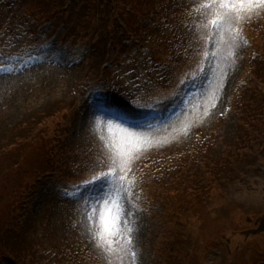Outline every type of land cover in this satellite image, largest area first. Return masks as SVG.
<instances>
[{
  "label": "rangeland",
  "instance_id": "1",
  "mask_svg": "<svg viewBox=\"0 0 264 264\" xmlns=\"http://www.w3.org/2000/svg\"><path fill=\"white\" fill-rule=\"evenodd\" d=\"M52 1L47 7L48 17L43 20L67 41H74L80 33L104 28L109 36L112 30L121 28L125 18L121 17V26L117 27L113 16L115 10L96 7L93 12L98 13L86 10L87 13L92 12L95 20L81 30L77 29V24L86 11L78 12L73 6L66 5L55 7V1ZM144 3L152 8L164 9L171 15L193 13L195 16L196 4L201 1L146 0ZM40 5L38 0H26L20 12L26 8L24 11L28 13V8ZM147 9L149 7L143 10ZM258 11L263 12V16H257ZM215 12V8L197 11L199 17H207L208 28L200 26L197 29L203 39L197 38V44L192 48L196 54L192 55L191 43L186 42L183 50L191 57L187 60H194L201 50L197 51V46L205 44L204 59L202 55L198 58L203 60L204 66L208 64L211 49L224 51L227 59L216 58L213 70L211 60L207 72V75L214 74L212 87L215 78L224 75L219 90L221 94L228 78L219 102L220 108L215 112H212L216 104L210 100V87L193 96L182 111L155 130L126 131L106 121L93 113L90 101L86 107L85 99L94 97L87 90L95 78L100 58H89L92 55L86 53L87 46L82 42H68L53 48L45 43L41 45L39 55L44 60L31 65L28 63L16 75L0 77V160H17L22 167L11 171L8 180L0 177L3 198L0 209L4 202L12 204L15 198L22 203L24 190L15 182L27 177L25 170L31 165L27 161L37 163L36 159L42 157L36 147H31L33 141H45L51 145L48 132L51 128L55 133L58 130L54 126L55 115L46 116L47 113H57L55 110L61 106L63 109L59 112L64 114L66 109L67 112L65 123H59L60 133L63 134V141L59 143L64 149L68 146L74 148L73 161L77 162L64 171L65 176L71 177L69 180L112 166L114 159L125 174L135 172L143 162L158 166L162 163L160 169H165L166 173L150 178L141 196L136 185L122 176L109 178L110 185L104 192H109L110 188V196H120V212L111 225V235L102 230L100 214L104 201L100 194L93 201L84 198L93 204L89 209L80 200L63 198L57 193L55 182H45L24 202L22 208L25 219H33L35 227L29 234L41 249L31 258L26 255L27 260L21 261L23 264H257L261 258L263 261L260 264H264V230H259L264 215V5H255L251 11L246 7L240 12L241 18H234L219 28L210 23ZM4 14L0 10V32L5 34L3 38L0 36L2 42L7 36L13 37L19 32L15 20L22 21L17 13L12 23L7 24L3 22ZM99 15L103 16L104 24ZM110 15L111 19L108 18ZM25 18V27L38 23L31 17ZM132 18L136 20L134 16ZM128 27L117 33L143 42L152 50L171 48L167 40L173 34L166 30H152L155 34L149 41L142 32L149 31L145 23L138 22L133 26L131 20ZM212 37L217 38L219 46L210 48L208 41ZM13 42L12 38L7 39L2 48L11 50ZM108 57L111 60L112 57ZM127 57V54H121L118 65L127 61ZM178 58L183 66L184 59L181 55ZM151 59L146 57L141 61L133 57L129 66L122 65L121 71L115 69L113 62L110 72H114V83L124 89L120 94L112 93L114 105L142 110L178 91L179 72L173 71L170 75L169 68H157ZM162 64L169 65L168 62ZM184 64L191 65L188 61ZM253 98L262 100L263 123H257V126L261 124L257 135L253 132L248 135L246 127L240 126L239 109L247 106V102L251 104ZM129 131L135 136H130ZM26 139H29L27 144ZM85 145L93 146L95 150L92 151L93 147L82 150ZM196 148L202 151L192 159ZM179 160L186 161L183 164L186 175L180 167L176 166L173 170L171 165L167 167L168 162ZM219 162L227 163L220 180L216 167ZM173 174L180 177L173 178ZM177 190H182V195ZM95 193L88 196L92 197ZM124 210H129L132 216L124 217L121 214ZM2 250L6 255H16L8 244H0V251L4 254ZM9 259L7 257L11 262Z\"/></svg>",
  "mask_w": 264,
  "mask_h": 264
},
{
  "label": "snow or ice",
  "instance_id": "2",
  "mask_svg": "<svg viewBox=\"0 0 264 264\" xmlns=\"http://www.w3.org/2000/svg\"><path fill=\"white\" fill-rule=\"evenodd\" d=\"M255 5H264V0H201L199 8L197 11L207 10L211 8H215L216 12L214 14V18L210 21V23L216 28L222 27L225 23H230L234 18L239 19L240 12L245 10L247 7L248 11H251V8ZM207 27V25H204ZM246 43V41H245ZM0 70H5L3 66H0ZM112 115L116 116V113H112ZM127 131V130H126ZM130 136H135V133L129 131ZM122 159V154L120 155ZM117 160H113V165H116ZM115 169H110L109 172H102L98 175H93L90 179H86L82 181V185L92 189L94 187H99L103 189L106 186L110 185L109 175ZM111 189L109 188V192H102L101 198L104 201V207L100 214V221L103 232H107L110 235L113 233V225L120 212L119 200L120 196L117 194L115 197L110 196ZM119 190H117V193ZM90 203V202H89ZM99 207V204L95 205ZM91 219V218H90ZM102 237V233H100ZM131 241V237L128 238ZM134 255V253H133Z\"/></svg>",
  "mask_w": 264,
  "mask_h": 264
},
{
  "label": "trees",
  "instance_id": "3",
  "mask_svg": "<svg viewBox=\"0 0 264 264\" xmlns=\"http://www.w3.org/2000/svg\"><path fill=\"white\" fill-rule=\"evenodd\" d=\"M50 113H47V116ZM46 116V117H47ZM45 117V118H46ZM39 118V116L37 117ZM38 143V142H37ZM49 144L44 143V144H39L37 145V149L40 151L41 156H46L49 152ZM36 162H31V161H27L26 163L29 165V163L31 165L28 166L29 169H32V167L37 168L36 170H41L44 165L40 163V158L36 159ZM0 177H6L7 175H9V173L11 172V170L15 167V165L19 162L17 160H4L1 159L0 160ZM227 163H221L219 162L217 164V170H218V174H219V180L221 178V175L225 174V169H226ZM40 167V168H39ZM16 184V182H15ZM3 198H0V201H2ZM11 203H6L4 202L2 204V208L0 209V244L3 245H9V247L12 248V250L14 251V253L16 254L15 257L19 258V260L23 261V260H27V256L26 255H30L29 257H33L34 255H32L33 253L36 255L37 252L41 249H39L38 251H34L35 250V246H39V244H37L34 241H32V234H29V232H31V230H34V223L30 222V223H25V225L23 226L21 231H16L13 227V225L15 224V217L13 215H10V213H8V210H10ZM12 205V204H11ZM24 243V244H23ZM23 244V245H22ZM3 253H6L4 250H2ZM2 252L0 251V256H1ZM20 255V256H19ZM19 256V257H18ZM1 258H0V264H1Z\"/></svg>",
  "mask_w": 264,
  "mask_h": 264
},
{
  "label": "bare ground",
  "instance_id": "4",
  "mask_svg": "<svg viewBox=\"0 0 264 264\" xmlns=\"http://www.w3.org/2000/svg\"><path fill=\"white\" fill-rule=\"evenodd\" d=\"M228 74H229V73H228ZM227 83H228V78H226L225 86H224L223 89H222V95H223V92H224V90H225V88H226V86H227ZM222 95L219 97L216 106L213 108V112H215L216 110H218V109L220 108V107H219V101L222 100V97H223ZM174 103H175V102H174ZM50 132H51V133H55V130L50 129ZM50 132H48L49 140H50ZM21 181H24V179L22 178V180L17 181V182H21ZM23 216H24V215H23Z\"/></svg>",
  "mask_w": 264,
  "mask_h": 264
}]
</instances>
